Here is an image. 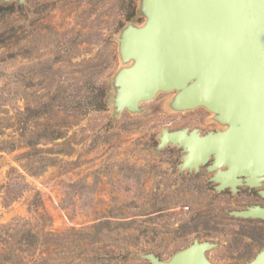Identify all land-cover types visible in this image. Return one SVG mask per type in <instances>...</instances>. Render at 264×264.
<instances>
[{"label":"rangeland","instance_id":"374dc122","mask_svg":"<svg viewBox=\"0 0 264 264\" xmlns=\"http://www.w3.org/2000/svg\"><path fill=\"white\" fill-rule=\"evenodd\" d=\"M139 1L0 0V264H150L137 253L168 259L195 238L217 243L216 264H241L264 244L261 224L227 212L244 195L154 149L163 127L212 129L207 110L171 111L162 92L114 115L116 36L144 20Z\"/></svg>","mask_w":264,"mask_h":264},{"label":"water","instance_id":"95a60500","mask_svg":"<svg viewBox=\"0 0 264 264\" xmlns=\"http://www.w3.org/2000/svg\"><path fill=\"white\" fill-rule=\"evenodd\" d=\"M9 5L12 0H1ZM20 4L26 0H17ZM142 22L128 21L116 36L120 65L112 76L115 116L143 113V103L171 93V111L207 110L213 129L163 127L155 151H181L178 170L207 164L216 192L264 184V0H140ZM264 196V188L260 189ZM229 215L263 218L264 206L229 209ZM217 246L195 238L162 259L153 251L137 256L150 264H216ZM264 264V249L251 261Z\"/></svg>","mask_w":264,"mask_h":264},{"label":"flooded vegetation","instance_id":"af4514ba","mask_svg":"<svg viewBox=\"0 0 264 264\" xmlns=\"http://www.w3.org/2000/svg\"><path fill=\"white\" fill-rule=\"evenodd\" d=\"M207 117H208V114L203 117L202 121L205 122V123H208L207 122ZM187 126H190V125H186V126H183L181 128H184V127H187ZM190 127H191V129H193L194 127H198V126H190ZM181 128H179V129H181ZM198 128H200V127H198ZM213 128H214V126H213ZM202 131L205 132V130H203V129H202ZM206 131H208V130H206ZM207 166H208L207 164L206 165L202 164L201 166H199V171H193L192 172L190 170H185V174H187L191 178H194L196 181H199V182L202 181L206 185L212 186L214 188V186L217 183L215 181L210 180L211 176L213 175V172H207L206 171V167ZM261 188H264V184H263L262 187H250V186H247V185H240V189H239L237 194H233L232 191L229 188L224 190L220 194H223V195L224 194H229V195H232L233 197L244 195L245 198H246V205H244V207H241V209L242 208H246L249 205H255V204L264 206V196H262L260 194V189ZM242 219H249V221H256L259 224H261L262 226L260 225L261 227H259V228H260V232L264 236V219L263 218H253V217H251V218H242ZM263 249H264V244L254 253V256L251 258V260L254 259L257 256V254L259 252H261ZM251 260H249V261H251Z\"/></svg>","mask_w":264,"mask_h":264},{"label":"trees","instance_id":"16d2710c","mask_svg":"<svg viewBox=\"0 0 264 264\" xmlns=\"http://www.w3.org/2000/svg\"><path fill=\"white\" fill-rule=\"evenodd\" d=\"M105 103L104 91H102V89H99L94 95V100L91 103L92 107L93 109H103L106 106Z\"/></svg>","mask_w":264,"mask_h":264}]
</instances>
